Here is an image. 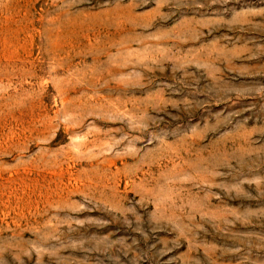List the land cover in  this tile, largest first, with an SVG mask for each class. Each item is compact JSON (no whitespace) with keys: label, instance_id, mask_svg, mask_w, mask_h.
I'll return each instance as SVG.
<instances>
[{"label":"rangeland","instance_id":"1","mask_svg":"<svg viewBox=\"0 0 264 264\" xmlns=\"http://www.w3.org/2000/svg\"><path fill=\"white\" fill-rule=\"evenodd\" d=\"M0 264H264V0H0Z\"/></svg>","mask_w":264,"mask_h":264}]
</instances>
